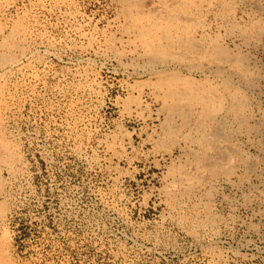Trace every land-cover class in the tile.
I'll list each match as a JSON object with an SVG mask.
<instances>
[{"label": "rangeland", "instance_id": "rangeland-1", "mask_svg": "<svg viewBox=\"0 0 264 264\" xmlns=\"http://www.w3.org/2000/svg\"><path fill=\"white\" fill-rule=\"evenodd\" d=\"M0 264H264V0H0Z\"/></svg>", "mask_w": 264, "mask_h": 264}, {"label": "bare ground", "instance_id": "bare-ground-1", "mask_svg": "<svg viewBox=\"0 0 264 264\" xmlns=\"http://www.w3.org/2000/svg\"><path fill=\"white\" fill-rule=\"evenodd\" d=\"M162 27V26H161ZM155 46V45H154ZM150 51H152V52H154V53H156V54H159V55H162L165 51H164V49H163V47H151L150 48ZM212 52H213V55H212V58H218L219 57V55H221V53L222 52H220V50H217V49H215V48H212ZM160 58H162V57H160ZM174 76V75H173ZM188 76V75H187ZM193 77V76H192ZM174 79V78H173ZM168 81H170V80H168ZM184 82H182L183 84H184V86L188 89V88H190V89H192L193 88V83L191 84L190 83V81L189 80H183ZM202 82V81H201ZM170 83V82H169ZM170 85V84H169ZM170 93H172V92H170ZM174 93V92H173ZM236 105V104H235ZM234 109V108H233ZM208 114V113H207ZM212 120V119H211ZM201 122V121H200ZM215 138V137H214ZM218 139H219V137H218ZM212 142V141H211ZM215 143V142H214ZM209 144V143H208ZM212 146V145H211ZM215 169V168H214ZM214 169H211L210 171V173H211V175H212V172L214 171ZM215 171H217V170H215ZM218 172V171H217ZM215 176V175H214Z\"/></svg>", "mask_w": 264, "mask_h": 264}]
</instances>
